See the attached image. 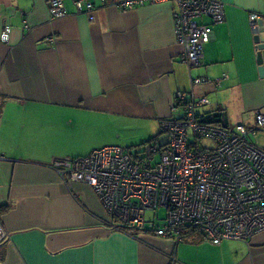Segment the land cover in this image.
Listing matches in <instances>:
<instances>
[{"label":"crops","instance_id":"1","mask_svg":"<svg viewBox=\"0 0 264 264\" xmlns=\"http://www.w3.org/2000/svg\"><path fill=\"white\" fill-rule=\"evenodd\" d=\"M92 1L93 21L74 0L54 19L46 0H0V218L10 234L0 264H264V231L220 244L197 232L179 242L132 234L93 187L60 179L55 159L116 145L112 137L134 126L143 135L132 139L158 135L164 145L173 97L192 89L171 2L121 10ZM223 1L226 18L193 70L209 80L193 92L210 100L200 113L223 110L230 127L251 126L264 112V76L250 14L264 24V0ZM250 139L264 149V127Z\"/></svg>","mask_w":264,"mask_h":264},{"label":"built area","instance_id":"2","mask_svg":"<svg viewBox=\"0 0 264 264\" xmlns=\"http://www.w3.org/2000/svg\"><path fill=\"white\" fill-rule=\"evenodd\" d=\"M46 1L53 19L68 14L64 0ZM158 2L174 5V34L183 47L181 61L188 65L192 86L190 91L175 94L171 105L174 116L161 122L167 142L135 152L118 145L105 146L87 156L57 158L53 167L62 181L93 187L108 212L117 217V228L177 242L193 232L213 244L225 239L247 241L264 231V149L250 139L264 127V112L256 113L251 126L203 122L205 112L198 109L210 100L193 92L194 86L209 80L194 75L193 70L202 64L205 45L214 36L213 25L225 20L226 4L223 0H103L121 10ZM74 3L79 13L95 19L94 1ZM261 20L262 15L250 14L253 29ZM1 39L9 41V26ZM216 82L220 84L221 78ZM203 140L213 144L206 145ZM159 209L164 210L163 217ZM150 211L154 215L148 217ZM9 237L0 218V244Z\"/></svg>","mask_w":264,"mask_h":264},{"label":"rangeland","instance_id":"3","mask_svg":"<svg viewBox=\"0 0 264 264\" xmlns=\"http://www.w3.org/2000/svg\"><path fill=\"white\" fill-rule=\"evenodd\" d=\"M135 128H136V126H134V128L131 129V130H124L122 135L115 134L112 137L113 138V140H112L113 143L112 144H116L118 146H122V147H124L126 149L132 150V152H135L136 148L134 146L137 145V144H141L144 139L148 138V135H146L144 138L140 137V138L132 139V138H135L136 136H142L143 135L141 133V131L137 132V131H139V129H135ZM166 135H167L166 133L161 134L160 135V140L161 141H165L166 140ZM202 142L204 144H206V145H212L213 144L212 141H209V140H203ZM147 147H148V145L146 147H144V148H147ZM158 213H159V215L161 217H163L165 215V212H164L163 209H159ZM153 215H154L153 212H151V211L147 212V216L148 217H151Z\"/></svg>","mask_w":264,"mask_h":264},{"label":"water","instance_id":"4","mask_svg":"<svg viewBox=\"0 0 264 264\" xmlns=\"http://www.w3.org/2000/svg\"><path fill=\"white\" fill-rule=\"evenodd\" d=\"M259 31L260 34L256 36V41L259 44V52H258V63H259V71L260 75L264 76V38H262V33L264 32V24L262 20L259 22ZM261 37V38H260ZM263 44H262V43ZM207 123H221L224 127L229 126L228 117L225 111L223 110H207L205 111L204 118L201 120Z\"/></svg>","mask_w":264,"mask_h":264},{"label":"trees","instance_id":"5","mask_svg":"<svg viewBox=\"0 0 264 264\" xmlns=\"http://www.w3.org/2000/svg\"><path fill=\"white\" fill-rule=\"evenodd\" d=\"M157 139H158V135H155V136H153V137H151V138H149V139H147V140H145V141H143L141 144H137V145H135L134 147L136 148V150H144L145 148L144 147H146L148 144H149V146H155V145H158V143H157ZM112 216V218H113V222H114V224H116V226H117V224L119 223V221H118V219H117V217H115L114 215H111ZM119 229H120V226L118 227ZM121 229H125L126 231H128V232H132V234H135L134 233V231L133 230H131V229H128V228H121ZM192 235V234H191ZM0 257H2V256H0Z\"/></svg>","mask_w":264,"mask_h":264}]
</instances>
